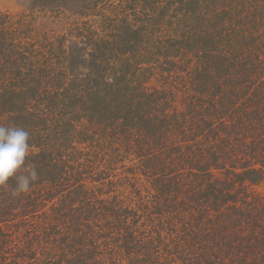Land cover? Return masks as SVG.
<instances>
[{"label": "trees", "instance_id": "1", "mask_svg": "<svg viewBox=\"0 0 264 264\" xmlns=\"http://www.w3.org/2000/svg\"><path fill=\"white\" fill-rule=\"evenodd\" d=\"M97 16L63 44L0 13V124L39 175L0 187V264H264V0Z\"/></svg>", "mask_w": 264, "mask_h": 264}, {"label": "rangeland", "instance_id": "2", "mask_svg": "<svg viewBox=\"0 0 264 264\" xmlns=\"http://www.w3.org/2000/svg\"><path fill=\"white\" fill-rule=\"evenodd\" d=\"M114 4L115 0H0V13L25 14L44 39L69 44L78 36L76 26L82 25L79 34L85 33L83 24L95 25L97 14L111 11ZM252 191L264 195V185Z\"/></svg>", "mask_w": 264, "mask_h": 264}, {"label": "clouds", "instance_id": "3", "mask_svg": "<svg viewBox=\"0 0 264 264\" xmlns=\"http://www.w3.org/2000/svg\"><path fill=\"white\" fill-rule=\"evenodd\" d=\"M29 141L25 129L0 124V187H9L13 197L27 193L39 179L36 168L26 164L34 151Z\"/></svg>", "mask_w": 264, "mask_h": 264}]
</instances>
